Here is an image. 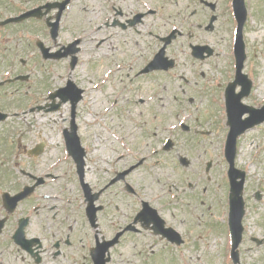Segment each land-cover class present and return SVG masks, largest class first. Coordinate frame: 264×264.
<instances>
[{"label":"rangeland","instance_id":"obj_1","mask_svg":"<svg viewBox=\"0 0 264 264\" xmlns=\"http://www.w3.org/2000/svg\"><path fill=\"white\" fill-rule=\"evenodd\" d=\"M46 1L55 0H0V15L7 17L6 14H19ZM126 2L127 4L121 2L126 13L143 8L157 11L155 15H148L145 19V25L140 27L144 29L142 34L132 29L120 31L110 25L106 26L105 23L110 22L112 15V0H71L63 13L55 42L50 39L43 20H28L20 28L17 25L15 32H10L13 36H6L5 33L0 36L1 44L9 54L2 63L0 61V71L7 69L8 73L19 71L30 74L28 81L6 85L4 93H1L0 106L8 108L9 111H6L10 113V117L0 123V172L10 173L16 167H28L25 155L18 154V137L23 139L22 145L26 144L27 147L41 138L47 143V149L40 159V166H46L49 171L58 175V179L50 180L47 187L58 194L60 200L63 199L59 203L68 207L71 217L76 218L75 222L83 225L88 235L93 233L94 229L89 227L83 216L84 202L74 164L67 158L61 139L62 129L69 125L70 105L65 103L54 112H27L29 108L48 101L46 97L49 91L54 92V88L71 80L84 89L83 98L76 107L75 123L81 144L87 152L86 166L89 170L86 172V180L95 188L105 185L114 170L136 163L139 158L133 153L150 155L148 161L131 174L142 188L151 190L149 194L160 190L164 184L170 186L182 183L186 187L187 180L194 183L197 168L202 173L206 161H212L209 194L201 196V188L197 190L198 201L194 198V202L189 205L196 217L191 218L186 212V217L181 216L187 219L185 224L193 232L192 238L177 250H172L165 243L155 246L154 253L147 254L146 264H232L229 255L226 253L224 256V249L230 246V240L219 237L224 231L223 224L218 220L213 222V218L208 215V211L218 214L223 209L227 195V163L223 156V140L227 132L225 112L222 99L213 102V96L216 94L215 98L218 99V91L222 89H218L216 85L205 87L204 82L201 84L198 79L199 90L195 88L193 91L164 71L132 78V73L159 49V41L147 32L160 36L167 34L172 27H179L182 14H189L195 6L189 5V0ZM220 2L225 4L226 0ZM247 4L249 17L245 33L247 59L244 72L253 79L254 87L249 99L257 104L264 102V24L257 14L256 0H248ZM219 22L220 32L210 37L218 40L224 47L230 29L234 33V24L231 26L223 18ZM77 38L80 39V50L76 54L78 61L73 69L69 68V58L42 61L34 46L35 40L40 39L52 49H58ZM176 42L172 47L175 46L173 51L178 52ZM228 45L223 49L228 50ZM178 46L182 47L181 40ZM11 53L17 55L14 62ZM18 57L27 60L25 66L18 62ZM178 57V66L173 71L180 73L198 66L186 57ZM219 59L228 58L221 55L211 63L221 61ZM226 66V63H222L218 70L222 68L226 71ZM212 67L216 68V65L212 64ZM206 68L203 66V70L206 71ZM208 72L209 76L206 78L213 79L216 71L211 68ZM195 80L197 79L192 75L191 82L194 83ZM183 91L189 92L193 98L192 103L186 100L183 104L184 107L191 106V114L176 117L174 114L182 103L180 93ZM138 96L144 97L145 102L139 103ZM158 110L162 113H158ZM89 112L93 115V121L90 117L91 122L86 120ZM174 119L189 123L191 130L185 132L179 125L168 126ZM167 138L176 143V147L168 152L162 150ZM237 147L236 167L246 170L249 177L244 193L247 209L251 210L248 221L254 231L260 234L264 232V206H260L261 202L254 198V192L261 188L260 192L264 195V125L249 130L239 139ZM180 155L189 159L191 157L192 163L184 168L178 160ZM3 186H10L9 181ZM112 196L106 195L104 200L111 203L109 199ZM71 200L73 203H70ZM116 200H119L117 204L120 209L115 211V215L119 217L116 223L122 224L125 220L122 215L129 213L126 211L127 204L131 202L122 194L119 197L116 195ZM200 200L203 203L199 204ZM110 211L111 209L105 211L103 225L99 227L106 239L113 230L108 223ZM129 236H125L122 243L111 250L112 264H136L142 261L133 254L136 244ZM244 246L243 242L239 246L241 264H264V244L258 250L247 251L243 255Z\"/></svg>","mask_w":264,"mask_h":264},{"label":"flooded vegetation","instance_id":"obj_2","mask_svg":"<svg viewBox=\"0 0 264 264\" xmlns=\"http://www.w3.org/2000/svg\"><path fill=\"white\" fill-rule=\"evenodd\" d=\"M119 1L121 0H115L116 3L113 7L115 17L113 19V26H118L121 31L131 29L136 31L138 26L144 24L146 15L144 14L137 19L136 15L140 14L137 11H130L127 15L123 14L119 7ZM256 2L257 14L264 24V0H256ZM124 4H127V2L125 1ZM193 4L197 9L193 10L190 14L195 18V21L191 25L196 30L187 34L189 43L183 47L181 53L189 50L191 45H209L213 48L214 55H217L219 52L213 46L218 47L220 43L218 40H213L210 36L220 32L221 27L215 25L213 30H207L206 26L212 16L210 7L208 8V5L203 0H194ZM228 11L229 8H226L224 12L228 14ZM223 13L220 4L218 1H215L216 23L223 17ZM119 16H123L124 19L118 20L117 18ZM180 37H183V33ZM169 55L171 56V54ZM188 56L190 57V55ZM192 62L195 61L192 60ZM177 66L178 64L175 62L173 68ZM140 72L141 70L135 72V77L140 75ZM188 73L194 75L196 71L193 68L188 70ZM180 98L182 99V103L179 105L180 108H178V114L176 116H186L189 113L181 106L185 103L184 100L192 103L193 98L189 95V92L184 91L180 93ZM1 110L2 107L0 106ZM176 122V119H174L168 125L175 126ZM182 124L184 123H180L181 126ZM34 145L36 143L31 147ZM174 147H176V143L173 141L169 151ZM25 148L27 150V147H22L24 152ZM44 153L45 143L40 156L30 157L32 158L29 161L30 172H0V219L5 220L0 232V264H94L93 257L91 256L92 249L97 245L102 249L105 241L111 240L120 232L122 235L109 251L118 247L124 237L130 235L129 237L136 244L133 254L142 259L140 263L136 264H146V260L148 259L147 254L149 252L151 254L154 253L153 247L162 243H165L167 247L168 245L174 246L178 238L181 239L182 243L192 238L193 232L185 224L187 219L181 218V216L186 217V214H188L191 218L196 217L195 212L189 207V203L194 202V198L197 197L193 195L195 194L194 189L202 185L199 176L197 177V181L192 184V193L186 194L184 188L179 191V188H168L166 190L162 187L160 190L149 194L151 190L142 188L130 173L125 177V181L117 182L103 189L99 194L96 204L99 207V211L96 214V226L93 227L94 230L90 236L88 235V231L83 229L84 226L76 223V220L71 222L67 221L66 206L62 203L57 204L55 193L51 192L47 187L50 178H55V176L47 170L48 168L46 166L44 168L40 166V159ZM141 156L142 165L148 157ZM181 157L180 155L179 159ZM197 157H199V154ZM193 159H196V156ZM191 161L193 160L190 157ZM117 174L118 172L114 175L116 176ZM40 178H42L41 183ZM7 181H9L10 186H4L5 188H3V185ZM207 181H210V179L208 178ZM127 183L136 186L133 191L126 187ZM119 184L122 185V188H119ZM31 185H35L33 193L28 198L19 201L15 210L8 215L3 204L1 193L5 191L11 195H15L23 191L25 187ZM201 189L204 195L209 192V188L206 186H203ZM119 194L129 198L131 202L127 204L128 210L126 211H129V213L126 216L122 215L125 218L122 224L116 223V219L119 217L115 215V211L120 210L117 204L119 200H116V195L119 197ZM106 195H113L109 199L111 203H107L104 200ZM262 197L263 195L260 193V198ZM165 199L168 203L165 202ZM145 203H148V205L145 206ZM148 206L155 208L161 218L158 225L150 222L146 224L144 220L146 216L140 215L141 212L143 213L142 210L144 207L148 208ZM110 209L111 216L108 215V219H110L108 223L111 224L110 226L113 227V230L110 237L106 239L103 237L99 227L101 224L103 225L105 211ZM83 216L86 218L85 206L83 207ZM19 223L23 225L22 231L18 230ZM129 225H132V227L128 228ZM155 226L158 228H152ZM89 227L92 228L90 225ZM169 237L173 238L174 242ZM262 240L263 242L260 243ZM245 244H248V246H244ZM261 244H264V232L260 234L255 232L253 226L245 222L243 230V254L255 249ZM106 264H112L111 252H109V260Z\"/></svg>","mask_w":264,"mask_h":264},{"label":"water","instance_id":"obj_3","mask_svg":"<svg viewBox=\"0 0 264 264\" xmlns=\"http://www.w3.org/2000/svg\"><path fill=\"white\" fill-rule=\"evenodd\" d=\"M234 6H235V11H236V15L237 18L239 20V23L242 24L243 20L245 19V12H244V7H243V0H235L234 1ZM57 24V23H56ZM53 34L54 36L56 35V28L53 29ZM78 43V41L74 42L71 47L72 49L69 51L70 53H75L77 51V49H75L73 46H75ZM45 52L47 50H44ZM236 55H237V62H239V67H241V63L242 60L244 59V45L243 42L241 40V36H238V41H237V45H236ZM61 55H58L57 57H59ZM45 57H47V55H45ZM156 67V64H151L150 68ZM241 83L243 84L244 90H246L245 92L247 93L249 90V86L250 83L246 80V76L242 75L241 76ZM71 86V84H70ZM63 97V96H62ZM80 96L79 95H75L72 97V104H73V108L75 106V103L79 100ZM63 99L65 100L66 98L63 97ZM58 106L54 107L57 108ZM232 110L230 111V115L233 118V122H234V130L233 133L231 134V142L229 143L228 146V154L233 155L234 154V149H235V137L242 132V129H240V124L237 122L239 121V118L241 116V114L239 113L240 109L239 107L235 104V102L232 104ZM239 111V112H238ZM238 112V113H237ZM74 145L76 147H78V142H75ZM75 158L78 162V168L79 171L81 170V159H80V154L78 151L74 152ZM241 188H242V182L237 184V190L235 191V199H234V206H232V212H231V218H230V223H231V228H232V233H233V248H236L239 241H240V219L243 213V205L240 202V192H241ZM238 196V197H237ZM233 257H234V261L238 262V256L237 253L233 252Z\"/></svg>","mask_w":264,"mask_h":264},{"label":"bare ground","instance_id":"obj_4","mask_svg":"<svg viewBox=\"0 0 264 264\" xmlns=\"http://www.w3.org/2000/svg\"><path fill=\"white\" fill-rule=\"evenodd\" d=\"M92 39H94V38H92ZM92 39H91V41H92ZM90 49H91V48H90ZM88 54H89V53H87V55H88ZM94 88L96 89L97 86H94ZM158 113H162V111H161V110H158ZM90 117L93 118V115H92L91 112H89L88 117L86 118V120H87L88 122H91Z\"/></svg>","mask_w":264,"mask_h":264}]
</instances>
